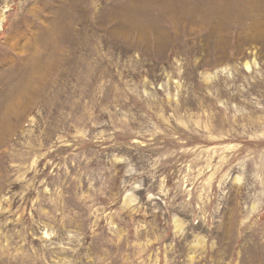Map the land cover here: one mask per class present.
Wrapping results in <instances>:
<instances>
[{"label": "rangeland", "instance_id": "374dc122", "mask_svg": "<svg viewBox=\"0 0 264 264\" xmlns=\"http://www.w3.org/2000/svg\"><path fill=\"white\" fill-rule=\"evenodd\" d=\"M0 264H264V0H0Z\"/></svg>", "mask_w": 264, "mask_h": 264}]
</instances>
